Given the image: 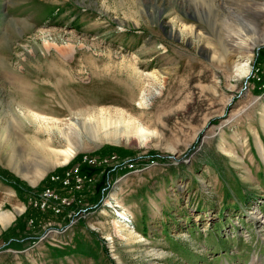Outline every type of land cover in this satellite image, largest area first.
I'll use <instances>...</instances> for the list:
<instances>
[{"label":"rangeland","instance_id":"1","mask_svg":"<svg viewBox=\"0 0 264 264\" xmlns=\"http://www.w3.org/2000/svg\"><path fill=\"white\" fill-rule=\"evenodd\" d=\"M251 31L264 0H0V264H264ZM85 155L148 166H85L94 183L70 208L35 207L46 188L66 195L48 177Z\"/></svg>","mask_w":264,"mask_h":264},{"label":"built area","instance_id":"2","mask_svg":"<svg viewBox=\"0 0 264 264\" xmlns=\"http://www.w3.org/2000/svg\"><path fill=\"white\" fill-rule=\"evenodd\" d=\"M252 77L255 79V82L260 85L261 89L264 90V68L256 69L250 78ZM136 162L137 161L134 160L121 161L117 155L105 158L85 155L80 159L79 163L77 162L76 164H73L71 168L59 173L52 172L48 177V182L50 184L61 186V189L66 192V195H60L57 190L49 187L44 189L42 193L36 197L33 201V205L43 210L52 208L55 213L61 214L64 210L72 206L75 201V194L83 192L88 185L94 183V177L87 175L83 171V167L86 166L91 169H99L103 167L102 169H112V171L114 170L118 173L125 171L122 175H130L142 172L145 167L148 166L144 163V169H139L142 165L136 166ZM67 192L69 195H67ZM105 206L112 212L111 215H113L114 218H122L119 213L121 212L119 211L121 204H119L113 197H111V199L109 198L107 203H105ZM128 217H130V215ZM129 220L131 222V219Z\"/></svg>","mask_w":264,"mask_h":264},{"label":"bare ground","instance_id":"3","mask_svg":"<svg viewBox=\"0 0 264 264\" xmlns=\"http://www.w3.org/2000/svg\"><path fill=\"white\" fill-rule=\"evenodd\" d=\"M228 20H230V19H226L227 22H228ZM255 32H252L251 34H248L247 33V34H243V35L241 33L239 35L240 37L242 36L240 38V41H239L240 46H242V48H245V50H247V52H249V53L250 52L253 53V51L255 50V48H257V47L261 46L262 44H264V35H261L260 36V35H258ZM235 72H236L235 76H237V77H240V76H242V77L243 76L249 77L250 76V72H251L249 63L247 62V63H244L242 65L236 66ZM117 133H118V131H116V133L113 132L112 135L113 136L114 135H117ZM127 133L128 134H132L135 138H138L137 140H139L140 145L145 144V142L149 138H151L153 136V134L149 133L143 127H137L136 129L130 130ZM106 134L108 135L110 133H106ZM63 153L66 156V161L65 162L67 163V159H69L70 158L69 156L71 155V153H74V152L73 151H69V152L64 151ZM129 161H132V160H129ZM123 210H125V209H123L122 206H121V208L119 209V211H123ZM121 215L125 216L126 214L123 212V213H120V216ZM128 216H129V214H128ZM128 216L125 218L126 221L124 219H122L123 218L122 216H121L122 218H115V219H117V221H120V222L130 223V220H129L130 217H128ZM0 219H5V220H8L10 222L12 220V217L9 216V214H6L5 213V214H2V216H1Z\"/></svg>","mask_w":264,"mask_h":264}]
</instances>
